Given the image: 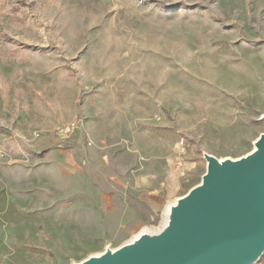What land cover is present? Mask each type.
<instances>
[{
	"label": "rangeland",
	"instance_id": "rangeland-1",
	"mask_svg": "<svg viewBox=\"0 0 264 264\" xmlns=\"http://www.w3.org/2000/svg\"><path fill=\"white\" fill-rule=\"evenodd\" d=\"M263 117L264 0H0V264L160 234Z\"/></svg>",
	"mask_w": 264,
	"mask_h": 264
},
{
	"label": "water",
	"instance_id": "water-1",
	"mask_svg": "<svg viewBox=\"0 0 264 264\" xmlns=\"http://www.w3.org/2000/svg\"><path fill=\"white\" fill-rule=\"evenodd\" d=\"M254 147L237 160L205 155L201 182L172 206L160 234L79 264H255L264 254V133Z\"/></svg>",
	"mask_w": 264,
	"mask_h": 264
},
{
	"label": "built area",
	"instance_id": "built-area-1",
	"mask_svg": "<svg viewBox=\"0 0 264 264\" xmlns=\"http://www.w3.org/2000/svg\"><path fill=\"white\" fill-rule=\"evenodd\" d=\"M78 126L79 125H78L77 119L70 121L68 123H65L58 129V136L63 142H68L69 139L72 137V135L77 131ZM181 145H182V142L179 144V146Z\"/></svg>",
	"mask_w": 264,
	"mask_h": 264
},
{
	"label": "trees",
	"instance_id": "trees-1",
	"mask_svg": "<svg viewBox=\"0 0 264 264\" xmlns=\"http://www.w3.org/2000/svg\"><path fill=\"white\" fill-rule=\"evenodd\" d=\"M150 199L151 200H153V201H160V202H162L164 199H163V195H160V194H158V195H156L155 197H150ZM263 256V255H262ZM261 256V257H262ZM261 259V258H260ZM260 259H259V261H260ZM258 264H260V263H258Z\"/></svg>",
	"mask_w": 264,
	"mask_h": 264
},
{
	"label": "bare ground",
	"instance_id": "bare-ground-1",
	"mask_svg": "<svg viewBox=\"0 0 264 264\" xmlns=\"http://www.w3.org/2000/svg\"><path fill=\"white\" fill-rule=\"evenodd\" d=\"M177 201V200H176ZM175 204H176V202H175ZM138 238V237H137Z\"/></svg>",
	"mask_w": 264,
	"mask_h": 264
},
{
	"label": "crops",
	"instance_id": "crops-1",
	"mask_svg": "<svg viewBox=\"0 0 264 264\" xmlns=\"http://www.w3.org/2000/svg\"><path fill=\"white\" fill-rule=\"evenodd\" d=\"M155 196H156V195H155ZM155 196H154V197H155ZM151 197H152V196H151ZM149 198H150V197H149Z\"/></svg>",
	"mask_w": 264,
	"mask_h": 264
}]
</instances>
